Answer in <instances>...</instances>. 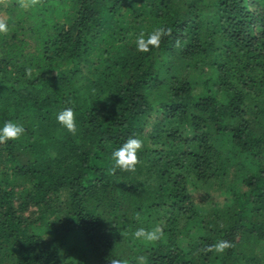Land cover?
<instances>
[{
	"label": "trees",
	"instance_id": "1",
	"mask_svg": "<svg viewBox=\"0 0 264 264\" xmlns=\"http://www.w3.org/2000/svg\"><path fill=\"white\" fill-rule=\"evenodd\" d=\"M0 22V123L25 128L0 141V264H264V0H0Z\"/></svg>",
	"mask_w": 264,
	"mask_h": 264
},
{
	"label": "clouds",
	"instance_id": "2",
	"mask_svg": "<svg viewBox=\"0 0 264 264\" xmlns=\"http://www.w3.org/2000/svg\"><path fill=\"white\" fill-rule=\"evenodd\" d=\"M7 26L0 22V32H6ZM168 34V30L163 27L155 28L152 32L145 34L141 32L136 36L135 49L138 52H148L150 46L157 47L162 36ZM56 121L66 128L69 132L76 131V122L74 111L71 107L61 109L56 113ZM25 132L24 126L16 121L6 120L0 123V141L18 139ZM142 147V141L138 137H128L118 148H115L112 153L113 167L131 170L137 163L136 152ZM162 235V230L159 225H155L150 229L138 227L133 232V236L141 241L154 242ZM214 247L216 252H223L228 247L227 241H218ZM109 264H119L115 259L109 260Z\"/></svg>",
	"mask_w": 264,
	"mask_h": 264
}]
</instances>
